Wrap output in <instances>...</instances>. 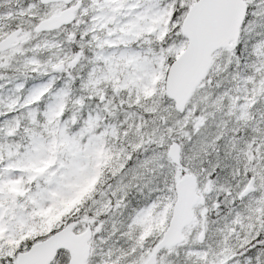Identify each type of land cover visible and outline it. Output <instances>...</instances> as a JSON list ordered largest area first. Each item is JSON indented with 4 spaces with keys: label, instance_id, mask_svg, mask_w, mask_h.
<instances>
[{
    "label": "snow or ice",
    "instance_id": "1",
    "mask_svg": "<svg viewBox=\"0 0 264 264\" xmlns=\"http://www.w3.org/2000/svg\"><path fill=\"white\" fill-rule=\"evenodd\" d=\"M0 264H264V0H0Z\"/></svg>",
    "mask_w": 264,
    "mask_h": 264
}]
</instances>
